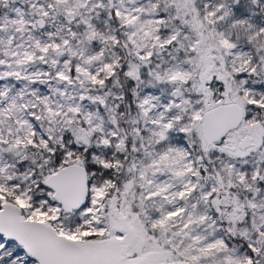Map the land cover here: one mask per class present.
Returning <instances> with one entry per match:
<instances>
[{"label": "snow or ice", "instance_id": "obj_1", "mask_svg": "<svg viewBox=\"0 0 264 264\" xmlns=\"http://www.w3.org/2000/svg\"><path fill=\"white\" fill-rule=\"evenodd\" d=\"M0 264H264V0H0Z\"/></svg>", "mask_w": 264, "mask_h": 264}]
</instances>
